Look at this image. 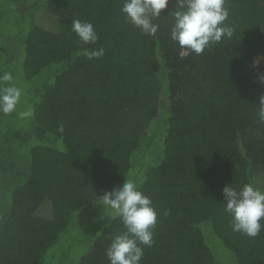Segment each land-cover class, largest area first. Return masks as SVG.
<instances>
[{"label": "trees", "instance_id": "1", "mask_svg": "<svg viewBox=\"0 0 264 264\" xmlns=\"http://www.w3.org/2000/svg\"><path fill=\"white\" fill-rule=\"evenodd\" d=\"M123 2L0 0V75L22 93L0 113V264H109L118 217L94 219L76 262L62 239L129 179L157 213L140 264H264V228L234 232L222 193L264 190V0H225L233 36L200 55L170 38L175 0L155 35ZM74 19L93 24L96 43L79 41Z\"/></svg>", "mask_w": 264, "mask_h": 264}, {"label": "clouds", "instance_id": "2", "mask_svg": "<svg viewBox=\"0 0 264 264\" xmlns=\"http://www.w3.org/2000/svg\"><path fill=\"white\" fill-rule=\"evenodd\" d=\"M168 4L169 0H124L121 12L143 34L155 35L159 25L153 21L161 16V10ZM171 16L170 38L185 55H200L210 44L233 36L234 29L225 24L229 16L225 0H175ZM72 30L84 45L98 40L91 22L74 19ZM103 54V48L86 51L90 59ZM12 79L11 73L0 75V113L4 115L14 112L21 99V89L10 83ZM261 81L264 82V76ZM32 115L31 110L21 113L22 117ZM258 117L264 122V96L260 98ZM58 130L63 131V126ZM140 183L141 179L125 180L119 188L105 191L100 196L99 204L110 209V218L118 217L125 228L112 237L105 249L109 264H140L144 255L141 245L151 247L154 243L152 230L157 223V213L151 199L139 190ZM222 193L224 211L231 217L232 230L257 237L264 228V190L252 183L244 184L238 190L227 184ZM168 214L169 210L165 209L163 215Z\"/></svg>", "mask_w": 264, "mask_h": 264}, {"label": "rangeland", "instance_id": "3", "mask_svg": "<svg viewBox=\"0 0 264 264\" xmlns=\"http://www.w3.org/2000/svg\"><path fill=\"white\" fill-rule=\"evenodd\" d=\"M47 116L43 115L42 120L46 121ZM95 213L90 214V212H86V214L80 216L77 218L73 223V229L76 231L77 228L82 229L81 231L76 232L75 234H70L69 236H64L62 239V242L65 243L68 246V252L70 260H73V262L77 261L81 254L87 252V248L89 245H91L92 238L89 236L88 231L94 223V219L98 216H106L107 214H110L108 209L106 208H96L94 209ZM69 244V245H68ZM225 253V252H224ZM223 262L221 264H229L227 262V257L225 254H221ZM72 262V263H73ZM68 263V260H66V263Z\"/></svg>", "mask_w": 264, "mask_h": 264}]
</instances>
